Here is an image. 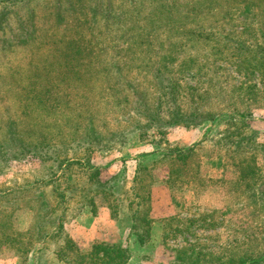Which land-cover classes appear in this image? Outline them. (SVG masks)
<instances>
[{
    "label": "rangeland",
    "instance_id": "obj_1",
    "mask_svg": "<svg viewBox=\"0 0 264 264\" xmlns=\"http://www.w3.org/2000/svg\"><path fill=\"white\" fill-rule=\"evenodd\" d=\"M100 243L264 264V0H0V264Z\"/></svg>",
    "mask_w": 264,
    "mask_h": 264
},
{
    "label": "trees",
    "instance_id": "obj_2",
    "mask_svg": "<svg viewBox=\"0 0 264 264\" xmlns=\"http://www.w3.org/2000/svg\"><path fill=\"white\" fill-rule=\"evenodd\" d=\"M190 150V149H188ZM188 153H186L182 156L186 158ZM72 162H79L72 161ZM60 177H68V173L65 171L61 174ZM92 182L93 180H97L99 182V190H102V182L97 179L96 174H92L89 178ZM66 179H61L56 181L59 184H65ZM68 185V183H67ZM67 187H70L68 185ZM42 189V204L39 207V209L33 208L35 212L37 211H43L44 215L43 217H46L50 219L54 224V230L48 231L45 229L46 222L43 221H36L32 224L31 228L26 231V233H19V235L24 236L25 238L30 239L29 242L25 243L28 245V255L27 257L32 253L31 248L34 246L37 242H42L41 240L44 239H56L64 229L65 221L67 220V217L65 214L62 213L60 210L62 207L66 206L68 204V197L66 193L58 192L56 194L52 193L50 196L48 195L45 188ZM16 195H18V192H16ZM49 197V198H48ZM51 197V198H50ZM55 201V203H53ZM51 215H53V218H49ZM35 216H38L36 213ZM47 222H50L49 220ZM34 234H36L40 239H33ZM139 241L141 244L144 241L143 238L139 236ZM4 242H8L7 239L4 240ZM33 245V246H31ZM31 246V248H30ZM30 248V249H29ZM41 251V250H40ZM38 251V252H40ZM55 254V260L58 262H65L67 264H127L128 259L130 258L129 252L127 249L122 247L121 245H114V244H97L95 245L92 250L88 253H82L79 252V254L76 257H71L63 248L56 250L53 252ZM35 264H47L45 261H42L39 257L35 256Z\"/></svg>",
    "mask_w": 264,
    "mask_h": 264
},
{
    "label": "crops",
    "instance_id": "obj_3",
    "mask_svg": "<svg viewBox=\"0 0 264 264\" xmlns=\"http://www.w3.org/2000/svg\"><path fill=\"white\" fill-rule=\"evenodd\" d=\"M151 193H152V194L154 193V189L151 191Z\"/></svg>",
    "mask_w": 264,
    "mask_h": 264
}]
</instances>
